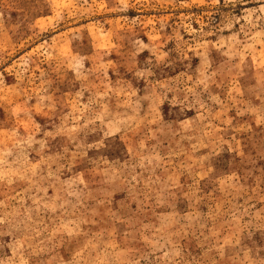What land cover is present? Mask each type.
<instances>
[{"label":"rangeland","instance_id":"rangeland-1","mask_svg":"<svg viewBox=\"0 0 264 264\" xmlns=\"http://www.w3.org/2000/svg\"><path fill=\"white\" fill-rule=\"evenodd\" d=\"M0 264H264V0H0Z\"/></svg>","mask_w":264,"mask_h":264}]
</instances>
